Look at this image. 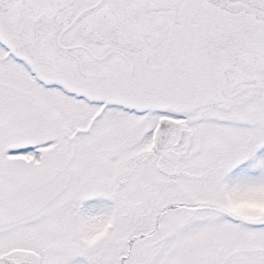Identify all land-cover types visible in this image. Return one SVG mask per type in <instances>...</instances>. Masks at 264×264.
<instances>
[{
	"label": "snow or ice",
	"instance_id": "snow-or-ice-1",
	"mask_svg": "<svg viewBox=\"0 0 264 264\" xmlns=\"http://www.w3.org/2000/svg\"><path fill=\"white\" fill-rule=\"evenodd\" d=\"M0 264H264V0H0Z\"/></svg>",
	"mask_w": 264,
	"mask_h": 264
}]
</instances>
